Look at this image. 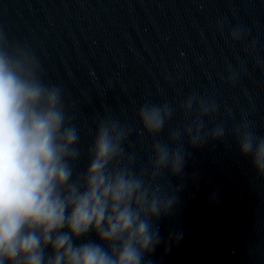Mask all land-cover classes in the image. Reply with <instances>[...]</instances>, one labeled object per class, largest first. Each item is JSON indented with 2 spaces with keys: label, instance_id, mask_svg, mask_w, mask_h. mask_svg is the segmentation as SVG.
<instances>
[{
  "label": "clouds",
  "instance_id": "1",
  "mask_svg": "<svg viewBox=\"0 0 264 264\" xmlns=\"http://www.w3.org/2000/svg\"><path fill=\"white\" fill-rule=\"evenodd\" d=\"M242 38L232 30L233 41ZM182 110L185 126L155 142L149 164L139 169L125 143L133 131L157 137L174 108L146 102L137 110L139 129L100 118L87 167L79 171V130L62 90L43 81L28 46L0 32V264H145L162 243L156 221L176 199L162 192L160 178L183 172L185 140L195 147L226 135L222 124L205 131L214 103L194 94ZM231 135L239 154L264 177V135L246 115ZM90 234L96 239L77 243Z\"/></svg>",
  "mask_w": 264,
  "mask_h": 264
}]
</instances>
